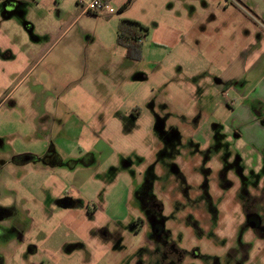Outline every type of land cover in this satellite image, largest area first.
<instances>
[{
	"label": "rangeland",
	"instance_id": "374dc122",
	"mask_svg": "<svg viewBox=\"0 0 264 264\" xmlns=\"http://www.w3.org/2000/svg\"><path fill=\"white\" fill-rule=\"evenodd\" d=\"M40 1L11 20L0 4V206H13L25 225H0V238L25 241L3 245L5 263L156 264L141 253L148 247L135 248L129 225L138 206L145 195L170 204L164 190L173 178L204 176L223 227L200 241L195 262L264 264V229L236 231L242 218L225 200L233 192L221 190L222 178H236L243 193L258 195L264 221V128L250 126L247 112L264 116L251 102L264 88V0H111L95 14L75 0ZM122 20L145 28L139 59L116 42ZM30 153H57L63 163L14 164ZM57 180L74 206L52 204ZM114 220L125 226L118 246L103 236ZM232 228L234 248L224 253L215 242L227 246Z\"/></svg>",
	"mask_w": 264,
	"mask_h": 264
},
{
	"label": "flooded vegetation",
	"instance_id": "af4514ba",
	"mask_svg": "<svg viewBox=\"0 0 264 264\" xmlns=\"http://www.w3.org/2000/svg\"><path fill=\"white\" fill-rule=\"evenodd\" d=\"M12 159L15 160L14 164L18 166L25 165L31 161L36 163L43 161L46 166L52 165V167L60 166L63 163L56 155L49 158L45 156L44 158H36L30 156V154H21L14 156ZM175 177L179 181L181 180L178 176ZM206 184L207 178L204 176L200 178L197 184L188 183L185 180H181L178 183L177 179L173 178L171 185L164 190V195L170 199V204L168 203L167 205L158 195H145L144 204L138 206L141 215L137 214L129 225L133 235L139 239L135 245V248H138V252L144 250V247H148L147 251L141 253L146 256H154L156 264H199L195 260L202 256L199 247L200 241L206 239V241L211 243L212 239L215 238L216 232L223 227L221 221L217 220L219 217L217 203L211 201ZM221 185L222 191L232 190L231 192H233L230 197L225 196L227 210L236 212V216L242 218L239 222L235 220V230L238 225L239 228L236 231H239L242 225L253 233L259 232L260 229L263 230L264 221H262L257 211L258 195H251L248 192L243 193L241 184L237 182L236 178L234 182L222 178ZM53 187L56 188L57 183H53ZM65 189L64 186V190L59 195H55L54 191H52V204L54 203L62 208H69L75 205L72 195ZM141 195L140 192L137 193V196ZM14 214L13 206H0V225L5 222L4 219H8L9 225L7 229H23L25 225L19 222L17 218L15 219ZM113 223V230H107L105 229L107 226H104L103 236L105 240L112 242V246H118L120 240L124 238L125 226L117 224V220H114ZM233 228L231 229V235L228 236L227 246H224L219 239L215 242L217 243L215 247L227 250L224 253H229L234 248L233 242L236 234L233 232ZM18 242L21 243L19 245L21 246L25 241L14 236L0 238V264H7L5 263L7 261L6 253L4 250L2 251V248L5 246L3 249H7L9 244H19ZM123 246L125 249L129 248L127 244ZM34 251V246L27 247V251L23 255H29ZM126 253L130 254L129 252ZM212 260L211 264H218V260L215 257ZM202 264L207 263L203 262Z\"/></svg>",
	"mask_w": 264,
	"mask_h": 264
},
{
	"label": "crops",
	"instance_id": "0c3cea01",
	"mask_svg": "<svg viewBox=\"0 0 264 264\" xmlns=\"http://www.w3.org/2000/svg\"><path fill=\"white\" fill-rule=\"evenodd\" d=\"M52 1H54V0H52ZM40 2H41L40 0L39 1L38 0H0V4H2L3 7L5 8L4 9V11H5L4 12L5 20H11L12 19V13L14 12L15 9H18L19 6H21V5H24L25 7L28 6V5L39 6ZM223 10H225V9L223 8ZM198 16H200V15L194 13V11H192V10H191L190 14H187V17L190 20H196V19H198ZM0 27H1V25H0ZM32 27H33V24H30V23L26 24V29L27 30L31 29ZM201 31H203V33H205V31H206V26L204 25V23H199V25H198V32H201ZM39 41L40 40H37L36 42H39ZM43 54H45V53H42V55ZM42 55H41V57H42ZM27 60H29V59H27ZM225 78H228V77L226 76ZM225 80L228 81V79H225ZM232 86H233V83L231 84L230 88H232ZM82 93H84V92H82ZM89 94H92V92H89ZM239 95H240L241 99H245V100L250 97V95L247 92H244V90H242ZM85 98H88V97H85ZM251 102H257L258 104H261V107L264 110V88L263 87H262L261 95L257 96V98L251 99ZM247 108H248V111H247L248 112V117L251 120L250 126H253V128L257 127V129H260V128H258L260 126L262 128H264V116H261L262 117L261 120H259V118H257V115H258L259 111L262 110V109L258 110L257 113L255 114V113H253L254 111L251 108H249L248 106H247ZM234 119H235L234 125H237V123H239V121L237 120V118L235 116H234ZM55 155L58 157V159L60 161H62L61 160V156L59 154L55 153ZM30 156L36 157V158H40V154H31L30 153ZM64 186H65L64 183H62L61 181H58L57 187L53 189L54 194L55 195H59L60 193H62V191L64 190Z\"/></svg>",
	"mask_w": 264,
	"mask_h": 264
},
{
	"label": "trees",
	"instance_id": "16d2710c",
	"mask_svg": "<svg viewBox=\"0 0 264 264\" xmlns=\"http://www.w3.org/2000/svg\"><path fill=\"white\" fill-rule=\"evenodd\" d=\"M130 0H127L129 2ZM126 4L123 5L125 8ZM145 28L137 22L122 20L118 23L116 30V42L130 59H139L141 54V42L145 34Z\"/></svg>",
	"mask_w": 264,
	"mask_h": 264
},
{
	"label": "built area",
	"instance_id": "2783aa9c",
	"mask_svg": "<svg viewBox=\"0 0 264 264\" xmlns=\"http://www.w3.org/2000/svg\"><path fill=\"white\" fill-rule=\"evenodd\" d=\"M110 1L111 0H75L76 4L81 7L84 13L94 14L104 11L108 7Z\"/></svg>",
	"mask_w": 264,
	"mask_h": 264
}]
</instances>
